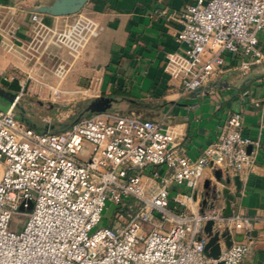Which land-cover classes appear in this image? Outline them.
Returning a JSON list of instances; mask_svg holds the SVG:
<instances>
[{
	"label": "built area",
	"instance_id": "2783aa9c",
	"mask_svg": "<svg viewBox=\"0 0 264 264\" xmlns=\"http://www.w3.org/2000/svg\"><path fill=\"white\" fill-rule=\"evenodd\" d=\"M85 19L58 32L75 53L96 28ZM32 20L39 22V14ZM176 20L178 45L164 71L184 93L221 72L227 55L243 74L264 62L257 39L264 0H192ZM97 82L86 91L96 96ZM23 87L0 108V264H240L245 258L248 233L264 216L205 211L195 193L206 170H255L248 147L258 142L243 135L240 111L192 159L173 125L133 113L89 112L63 132L37 131L17 117ZM179 186L185 189L173 192ZM106 201L117 206L113 223L93 231ZM210 219L214 231L231 234L229 247L220 240L217 259L204 252ZM237 230L244 240L234 238Z\"/></svg>",
	"mask_w": 264,
	"mask_h": 264
},
{
	"label": "crops",
	"instance_id": "0c3cea01",
	"mask_svg": "<svg viewBox=\"0 0 264 264\" xmlns=\"http://www.w3.org/2000/svg\"><path fill=\"white\" fill-rule=\"evenodd\" d=\"M54 1L0 0V87L14 92L21 83L3 75L5 69L17 64L15 59L6 58L5 50L14 51L19 45L33 42L40 34L49 33L53 24L85 15L95 22L96 28L81 52L82 59L85 67L98 73L96 97L112 99L109 110L162 119L173 125L192 159L216 140L218 127L229 114L241 112L243 135L258 142L249 146L255 154V170L250 174L220 170L221 183L216 181L215 170H206L195 193L202 210L222 214L225 198L220 195L213 200L206 193L214 186L227 188L234 198L231 214L263 217L264 62L252 65L243 74L227 55L221 72L199 89L184 93L165 73L164 65L166 55L177 49L175 34L180 24L176 17L192 0H87L76 14L53 16L37 12L38 6ZM33 13L39 14V22L32 20ZM257 39L264 50V30L257 34ZM158 169L161 173L167 171L165 166ZM235 176L241 184L239 190ZM205 181H209L208 189L204 187ZM176 189L185 187H173V192ZM112 223L113 220L108 224ZM263 232L264 224L257 223L248 233L250 250L240 264H264ZM234 238L244 240L245 233L236 231Z\"/></svg>",
	"mask_w": 264,
	"mask_h": 264
},
{
	"label": "rangeland",
	"instance_id": "374dc122",
	"mask_svg": "<svg viewBox=\"0 0 264 264\" xmlns=\"http://www.w3.org/2000/svg\"><path fill=\"white\" fill-rule=\"evenodd\" d=\"M77 18L81 24L87 21L85 15L71 17L67 23L53 24L49 33L40 34L33 42L19 45L14 51L5 50L6 58L15 59L17 64L5 69L3 75L19 80L24 86L18 99L17 114L51 132L72 124L88 102L96 97L86 91L91 82L95 84L98 73L85 67L81 53L85 45L75 53L58 36V32L70 28ZM19 90L12 93L16 95ZM116 207L106 201L102 219L93 231L108 225Z\"/></svg>",
	"mask_w": 264,
	"mask_h": 264
},
{
	"label": "water",
	"instance_id": "95a60500",
	"mask_svg": "<svg viewBox=\"0 0 264 264\" xmlns=\"http://www.w3.org/2000/svg\"><path fill=\"white\" fill-rule=\"evenodd\" d=\"M87 0H55L51 5H42L37 7V12L46 13L53 16H63V15H71L78 13L83 6L86 4ZM4 98L5 102L0 103L1 109H5L4 103H10L15 98V94L9 91L4 90L0 87V99ZM112 99L106 96L96 97L88 102V104L84 107L83 111L79 114L77 120L82 117L86 113L92 112H103L109 110L111 108ZM250 150V147H248ZM214 176L216 178L217 183H221V172L220 170L215 169ZM234 183L236 185L237 190L240 189V182L238 180V176L233 178ZM204 187L209 188V181L204 182ZM206 195H210L213 200H216L218 196H223L225 198L224 208L222 211L223 216H230L231 214V202L233 201V196L229 193L227 188H217V186L212 187V189L206 193ZM206 200H203V204ZM31 208V203H29V207ZM22 209V207H21ZM212 219L207 220L203 226V232L207 237L205 242L204 252L207 256L217 259L219 257L221 251V243L220 240H223V244L225 247H229L232 243L231 234L228 228H225L223 231L213 230ZM220 264V263H218Z\"/></svg>",
	"mask_w": 264,
	"mask_h": 264
},
{
	"label": "trees",
	"instance_id": "16d2710c",
	"mask_svg": "<svg viewBox=\"0 0 264 264\" xmlns=\"http://www.w3.org/2000/svg\"><path fill=\"white\" fill-rule=\"evenodd\" d=\"M5 104V107H7V105H8V103H4ZM0 108H1V106H0ZM17 113V112H16ZM17 117L19 118V119H21L24 123H26L28 126H30L31 128H33V129H35V130H37V131H45L46 129L45 128H41V127H39V126H37V125H35V124H32L28 119H26V118H24L23 116H21V115H19V114H17ZM76 120H77V118H76ZM75 120V121H76ZM74 121V122H75ZM73 122V123H74ZM72 123V124H73ZM72 124H67V125H65V126H61L60 128H59V130H57V132H55V133H58V132H63V131H65V130H67ZM54 130V129H53ZM54 131H56V130H54Z\"/></svg>",
	"mask_w": 264,
	"mask_h": 264
},
{
	"label": "flooded vegetation",
	"instance_id": "af4514ba",
	"mask_svg": "<svg viewBox=\"0 0 264 264\" xmlns=\"http://www.w3.org/2000/svg\"><path fill=\"white\" fill-rule=\"evenodd\" d=\"M3 102H5V100H4V98H1L0 99V103H3ZM83 111V110H82ZM81 113V112H80Z\"/></svg>",
	"mask_w": 264,
	"mask_h": 264
}]
</instances>
